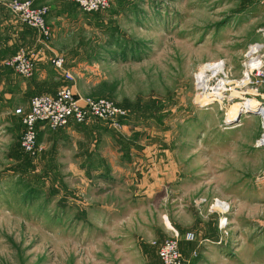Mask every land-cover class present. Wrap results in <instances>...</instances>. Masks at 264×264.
<instances>
[{
  "label": "rangeland",
  "instance_id": "obj_1",
  "mask_svg": "<svg viewBox=\"0 0 264 264\" xmlns=\"http://www.w3.org/2000/svg\"><path fill=\"white\" fill-rule=\"evenodd\" d=\"M9 1L0 0L1 16L24 34L10 52L27 51L38 34L7 9ZM29 1L49 8L58 41L81 56L66 66L76 73V92L108 97L128 116L120 126L94 119L68 133L50 130L33 155L24 154L15 109L32 95L21 88L28 78L0 69V264H156L152 240L171 235V216L211 222L216 199L229 205L224 239L187 241L179 232L184 263L264 264V146L235 154L220 123L231 120L236 100L206 103L195 85L207 66V75L222 70L207 62L222 60L230 78L241 77L248 44L264 42V0H112L98 13L74 0ZM238 116L262 134L259 113ZM153 166L171 180L157 179L149 192Z\"/></svg>",
  "mask_w": 264,
  "mask_h": 264
},
{
  "label": "built area",
  "instance_id": "obj_2",
  "mask_svg": "<svg viewBox=\"0 0 264 264\" xmlns=\"http://www.w3.org/2000/svg\"><path fill=\"white\" fill-rule=\"evenodd\" d=\"M74 1L82 11L87 13L104 11L109 8L112 2V0ZM7 9L19 21L37 32L39 42L44 47H49L52 31L46 20L49 13V8L46 5L35 6L29 0H10L7 3ZM262 36L264 37V31ZM243 56L240 78H230L222 60L207 62L204 65L221 64L222 70L219 69L214 74L208 75L209 79L205 89L198 86L196 78L195 85L196 89L200 90L198 92L200 100H205L204 102L206 103L211 101H217L218 103L228 101L230 104H233V100L245 103L249 98L254 99L257 102L256 106L247 108L240 104L239 111L250 112L251 110H256L261 115L263 131L256 139L255 146L263 147L264 94L259 88L260 85L264 84V42H251L248 44ZM36 58L35 52L20 49L11 57L4 59L0 65L12 69L13 72L21 77L29 78L34 73ZM51 64L56 71L63 75L67 84L59 87L54 94L39 93L32 95L27 110L22 107L15 109V113L21 117L23 129L20 135V148L25 154L33 155L37 149L38 126L56 130L67 126L71 121L81 124L92 119L102 120L113 126L124 124V120L128 116L127 110L116 104L112 99L106 97H86L74 90V87L70 83L73 80L72 74L65 69L64 58L61 55L55 54L51 58ZM211 79L214 80V86H210L209 84ZM235 92L236 94H234ZM215 204L219 207V213L222 215L218 222L221 228L226 223L227 215L225 214L229 211V205L217 199ZM193 238L194 236L191 232H186L184 235V239L187 241H191ZM179 242V232L171 227V235L164 239L157 249L159 264H187L184 263Z\"/></svg>",
  "mask_w": 264,
  "mask_h": 264
},
{
  "label": "crops",
  "instance_id": "obj_3",
  "mask_svg": "<svg viewBox=\"0 0 264 264\" xmlns=\"http://www.w3.org/2000/svg\"><path fill=\"white\" fill-rule=\"evenodd\" d=\"M6 18L7 17L1 16V9H0V26H1V23L5 27L8 25L6 28V31L9 34L8 42L4 46V49H2L0 47L1 52H2V53H0V56L4 55L5 52H10L11 49H14V44H13L14 43V36L17 38L20 37V39H22V35H24L23 33H21L20 28H18V30H17L16 22L13 21V19L11 17L7 18V19ZM3 19H6V20H3ZM4 26L2 27V29L5 28ZM51 31H52V36H51V39L49 41V47L48 48L44 47V45H42L40 42L36 41L33 38L27 39V42L24 44L30 48V49H27V51L35 52L36 56H37L36 63H35V70H34L33 75L31 77H29L28 79H25L24 87H21L23 91L24 90L26 91V93L28 92L31 94H37V93L38 94L39 93L54 94L62 84L67 83L65 81L63 75L61 73L57 72L51 64V58L55 54H59L64 58L65 69L68 70L72 74V77H73V80L70 81V83L73 87L77 88L76 73L74 74L72 69L70 70L67 68H68L69 63L74 62L75 60H77L81 56L79 54L70 53V51L68 49L69 42H68V44H66L65 40L58 41L59 40L58 33L56 31H54L53 29ZM23 40L24 39H22L21 41H23ZM25 40H26V38H25ZM2 50H4V51H2ZM66 66H67V68H66ZM74 90H75V88H74ZM263 94H264V92H263ZM29 100H30V98H29ZM29 100L26 101V104L24 106L25 110H27L29 107ZM228 116H229V114H228ZM92 120H89V121H87L85 123H81V124L76 123L74 121H71L67 126L61 127V128H63L61 130L64 131V133H68L69 131H75L77 129H82L83 125H85L86 123H89ZM247 120L248 119L242 120V118H240V117L237 119V116H236V120H232V121H228L227 119L221 120L220 125L223 126V131L221 132L223 142L226 144L231 142L233 144V150H234L235 154L237 153L238 150L240 151L242 149H245L247 151H249V150L255 151L253 149V147L255 146L254 141H256V139L259 136L258 135V129H257L258 127L257 128L251 127L250 124L247 123L248 122ZM49 131H50V129H47V128L42 127V126H38V141H39L40 135L42 137H45V136L49 135L48 134ZM242 131L246 132V133L242 134ZM243 135H244V137H243ZM242 139H245V140L242 141ZM242 142H244L246 144L245 147H242ZM256 148H258V147H256ZM92 158L95 159V155H93ZM248 158H249V156H248ZM227 165H228V167L232 166L233 170H235V168L238 166L236 164L235 160H232V162L228 161ZM159 173H162L161 177H157V174H159ZM173 173H175L173 176V179L177 180L179 178L178 175L180 174L179 170L174 168L170 172V174L173 175ZM147 174H152L150 178L153 180V181H151L152 184H146L150 188L149 192H152L153 191L152 189L155 188L156 185L159 184L158 182H156L157 179L159 180V179H167L168 178L169 180H171V175L170 176L166 175L167 173H165L163 171V168H161L160 166H153L152 168H150V171H148ZM147 177L148 176H144L142 179H140L142 181V184L146 183ZM236 183H240L239 180H237ZM238 188L240 189V186ZM150 194L151 193H149V196H151ZM195 207H197V206L195 205ZM192 209L195 212V209L194 208H192ZM221 217H222V215L220 213L218 214L217 218H215L214 216H213V218L210 217L211 222L209 221V219L202 221V219L200 217H195L194 221H192V223L189 225H186L182 219H178L175 216H171L170 221L176 227V228H174V227L173 228L176 229L178 232L184 233V232L190 231L191 233H193V236L199 242H203V241H207L208 239L209 240H211V239L212 240L224 239V236H223L224 229L220 228L219 224H218L219 219ZM210 229H211V231H210ZM212 231H215V232H212ZM169 236L170 235L168 234V237ZM168 237L161 238V240H160V238L156 235L157 240H160V241L152 240V244H156V256H157L156 257V261H157L156 264H159V258L157 255L158 246L162 243V241L164 239H166ZM186 244H187V242L183 241V240L179 242V247H180V251L183 255V258L186 257V253L184 251V246ZM192 252H196V247L192 248Z\"/></svg>",
  "mask_w": 264,
  "mask_h": 264
},
{
  "label": "bare ground",
  "instance_id": "obj_4",
  "mask_svg": "<svg viewBox=\"0 0 264 264\" xmlns=\"http://www.w3.org/2000/svg\"><path fill=\"white\" fill-rule=\"evenodd\" d=\"M207 66V65H206ZM205 66V67H206ZM215 65H213L212 67H214ZM210 67V65L209 66H207L206 68H204V69H202L200 72H199V74L197 75V82H198V86L199 87H201L202 89H205L206 87H207V82H208V79H209V77H208V75H207V73H206V70H208V69H210L209 68ZM217 68H219V67H217ZM237 103H235L234 105H233V115H232V118H231V120H229V121H232V120H236V116H237V119L239 118V110H237L238 109V106L241 104V105H243V106H246L247 108L249 107H251L252 108V106L254 107V106H256L257 105V102L254 100V99H251V98H249V99H247L246 101H245V103H239L238 101H236ZM204 104V103H203ZM243 108V107H242ZM264 111V110H263Z\"/></svg>",
  "mask_w": 264,
  "mask_h": 264
},
{
  "label": "trees",
  "instance_id": "obj_5",
  "mask_svg": "<svg viewBox=\"0 0 264 264\" xmlns=\"http://www.w3.org/2000/svg\"><path fill=\"white\" fill-rule=\"evenodd\" d=\"M33 4H34L35 6L38 5V4H36V3H33ZM39 5H41V4H39ZM109 7H110V6H109ZM106 10H107V9H106ZM104 11H105V10H104ZM98 12H101V11H98ZM98 12H92V13H98ZM21 23H22V22H21ZM22 24L26 25L25 23H22ZM26 26H28V25H26ZM28 27H29V26H28ZM30 28H31V27H30ZM32 29H33V28H32ZM33 30H34V29H33ZM18 50H19V49H18ZM18 50H14L12 53H11V52H8L9 55L6 54L7 52H5L4 55H8V56L5 57V58H3V59H6V58L11 57V56L14 55ZM10 51H12V49H11ZM1 56H3V55H1ZM1 56H0V57H1ZM3 59H2V60H3ZM35 63H36V59H35ZM1 66H2V67H1ZM3 67H4L5 69H6V68H7V69H10V68H8V67H6V66H4V65H0V69H2ZM10 70H12V69H10ZM12 71H13V70H12ZM57 72H58V71H57ZM14 73H15V72H14ZM59 73H60V72H59ZM66 82H67V81H66ZM65 84H67V83L62 84L61 86L65 85ZM61 86H60V87H61ZM37 94H38V93H37ZM32 95H34V94H32ZM32 95H31V96H32ZM30 98H31V97H30ZM95 98H97V97H95ZM106 98H108V97H106ZM109 99H110V98H109ZM116 104H117V103H116ZM118 105H119V104H118ZM119 106L125 108L123 105H119ZM125 109H126V108H125ZM126 110H127V109H126ZM127 113H128V111H127ZM124 121H125V120H124ZM124 123H125V122H124ZM20 149H21V148H20ZM21 151H22V150H21ZM22 152H23V151H22ZM23 153H24V152H23ZM24 154H25V153H24Z\"/></svg>",
  "mask_w": 264,
  "mask_h": 264
},
{
  "label": "water",
  "instance_id": "obj_6",
  "mask_svg": "<svg viewBox=\"0 0 264 264\" xmlns=\"http://www.w3.org/2000/svg\"><path fill=\"white\" fill-rule=\"evenodd\" d=\"M250 112H251V113L258 114V111H256V110H255V111H252V110H251Z\"/></svg>",
  "mask_w": 264,
  "mask_h": 264
}]
</instances>
